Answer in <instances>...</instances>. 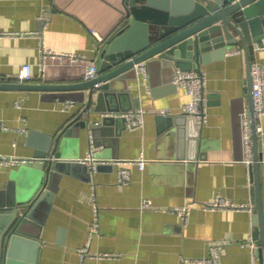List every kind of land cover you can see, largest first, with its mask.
I'll use <instances>...</instances> for the list:
<instances>
[{
    "label": "crops",
    "instance_id": "0c3cea01",
    "mask_svg": "<svg viewBox=\"0 0 264 264\" xmlns=\"http://www.w3.org/2000/svg\"><path fill=\"white\" fill-rule=\"evenodd\" d=\"M121 1L0 0V75L16 80L21 64L29 63L30 83L84 80L86 63L94 60L98 65L95 33L103 39L112 30L120 17ZM41 41L49 49L82 57L77 63L48 57L41 71ZM253 56L252 61L264 70V46L255 43ZM145 65L146 78L134 67L114 81L115 90L124 92L123 98H115L114 106L120 108L128 101L136 104L133 108H143V126L129 128L119 120L123 111H111L114 122L107 126L117 134L90 136L87 129L76 126L65 157L83 158L92 139L97 158L129 160L143 155L144 169L126 164L131 179L118 183L117 164L100 163L96 169L87 163H67L54 182L52 199L43 200L36 210L43 221L37 264H180L183 258L205 256L212 243L222 246L218 264H252L255 248L247 241L255 228L253 180L244 161L240 129V113L248 107L251 85L247 52L240 44L196 65L206 78V119L196 122L201 146L195 158L188 157L185 144L178 153L179 126L170 124L188 100L186 90L172 82L173 71L180 66ZM190 68L194 66L183 69ZM86 93V88H0V118L6 125L0 129V153L27 158L0 167V207L8 209L35 190L44 164L39 154L44 153L47 139L77 117L86 102V97L84 102H60L56 95L83 98ZM94 105L95 101L89 113L78 119L101 124L106 112L95 111ZM164 108L172 113H161ZM259 123L264 129V114ZM259 138L264 219V137ZM96 140L102 143L97 145ZM217 195L251 203L253 208L204 207ZM143 199L151 204L143 206ZM95 210L98 228L92 232ZM255 259L256 264H264V246L262 262L256 253Z\"/></svg>",
    "mask_w": 264,
    "mask_h": 264
},
{
    "label": "water",
    "instance_id": "95a60500",
    "mask_svg": "<svg viewBox=\"0 0 264 264\" xmlns=\"http://www.w3.org/2000/svg\"><path fill=\"white\" fill-rule=\"evenodd\" d=\"M121 5L117 23L97 46L99 66L95 78L64 83L0 81V88L6 89L66 91L86 88L83 98L58 94L57 100L84 102L86 97L79 115L89 113L94 101L95 111L106 112L101 124L78 119V115L47 139L44 153L39 154L44 157V164L38 186L29 196L8 205V209L0 207V264H37L43 226L42 219L36 216L37 207L43 200L52 199L54 182L69 165L67 163L85 164L65 158L71 144L69 136L76 133L74 127L87 129L90 136L103 132L116 135L117 131L107 126L114 122L110 112H125L136 105L124 101L120 108L114 106L115 98L124 96V92L115 90L114 81L118 75L134 69L135 64L140 62L160 63L163 67H196L207 58L221 56L229 48L240 44L247 52L250 65L254 58V44L264 39V0H122ZM96 82L98 85L94 86ZM247 108L252 114L251 85ZM119 116V120L125 123L126 118ZM171 123L179 126L178 153L184 150L185 144L188 157L195 158L201 146L200 129L195 119L181 113L171 117ZM254 127L252 122V162L249 165L253 180L252 202L255 204L253 239L256 240L255 253L262 262L264 219L259 177L262 139ZM101 143L96 140L97 145ZM99 165L97 163L95 168L98 169Z\"/></svg>",
    "mask_w": 264,
    "mask_h": 264
},
{
    "label": "built area",
    "instance_id": "2783aa9c",
    "mask_svg": "<svg viewBox=\"0 0 264 264\" xmlns=\"http://www.w3.org/2000/svg\"><path fill=\"white\" fill-rule=\"evenodd\" d=\"M18 32H8V34H17ZM3 35V34H0ZM96 42L99 43L102 37L95 33ZM256 46H264V39L261 42H257ZM48 57L57 58L59 60H66L69 63H77L81 59V55L73 51H55L47 48L43 41H41V58L39 62V68L41 71L45 69L46 59ZM137 73L139 72L144 78L147 76V68L144 62L135 64ZM98 75V65L94 60H89L86 63L84 69V78L93 79ZM249 76L251 82V100L253 106V113L244 108L240 113V129L242 138V148L244 153V161L247 164L252 162V122H254V129L258 136L264 137V129L260 125L259 120L264 114V70L261 64L255 61H251L249 65ZM33 77L32 67L29 63L21 64L19 72L16 74L15 79L20 82L28 81ZM10 77L1 76L0 81L9 80ZM172 82L176 86L183 87L187 94L188 100L184 102L179 110L182 113H186L188 116H192L196 122L203 123L206 119L205 103V74L201 69L194 67L190 69H183L176 67L173 71ZM98 82L94 83L97 86ZM71 104V103H70ZM163 114H171L172 111L169 108L160 110ZM144 113L143 108H132L128 111L120 113V115L126 118V124L129 128L141 127L144 124ZM6 128L3 120L0 118V129ZM91 139V138H90ZM27 158L9 156L7 154L0 153V167L10 166L13 164L21 163L26 161ZM81 162L89 164L92 168L97 163H114L118 165L116 170V181L118 183H127L131 179V173L126 164L134 163L140 170L144 169L146 158L143 155H139L136 158L129 160H122L118 158H97L95 156V146L92 139L90 140L89 148L86 155L83 158L78 159ZM151 202L148 199H143L142 205L148 206ZM206 208H221V209H249L253 208L251 203L237 202L228 200L220 195L206 204ZM185 207L180 208L179 211L183 212ZM98 228V222L96 217L91 224V231L94 232ZM252 248L256 247V243L253 238H249L247 241ZM220 243H212L209 246L208 253L205 256L195 258H183L180 264H218V258L221 250ZM252 264H256L255 252L252 254Z\"/></svg>",
    "mask_w": 264,
    "mask_h": 264
}]
</instances>
